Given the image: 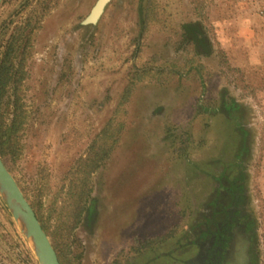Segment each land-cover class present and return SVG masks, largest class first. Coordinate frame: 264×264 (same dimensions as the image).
<instances>
[{"label": "rangeland", "instance_id": "374dc122", "mask_svg": "<svg viewBox=\"0 0 264 264\" xmlns=\"http://www.w3.org/2000/svg\"><path fill=\"white\" fill-rule=\"evenodd\" d=\"M97 2L0 6V61L14 42L27 116L19 159L2 161L30 206L29 190L45 186L57 196L59 216L46 234L56 254L68 244L70 264L190 261L206 236L202 226L215 229L212 212L222 219L216 212L231 201L226 188L241 180L251 255L264 264V0H205L199 12L191 0H111L95 25L83 26ZM194 22L211 56L184 38L183 25ZM225 58L245 72L254 96L224 75ZM222 95L239 103L251 136L239 162L233 121L208 112ZM110 119L121 124V137L91 176V217L70 232L61 208L70 201L71 174ZM37 261L0 195V264Z\"/></svg>", "mask_w": 264, "mask_h": 264}, {"label": "trees", "instance_id": "16d2710c", "mask_svg": "<svg viewBox=\"0 0 264 264\" xmlns=\"http://www.w3.org/2000/svg\"><path fill=\"white\" fill-rule=\"evenodd\" d=\"M204 2L205 0H191L193 10L195 12L202 11ZM141 13L143 15V10H141ZM145 21L146 17L144 18L143 22L141 21V24H143V29L146 25ZM182 29L184 32V38H187L197 51L202 52L206 56L212 55L211 42L206 36V33L202 30L200 22L183 25ZM13 45L14 42L12 43L11 49H9L4 54V58H2L0 61V157L5 161L10 160L11 162L16 163L21 153L19 139L23 132L27 116L23 111V106L21 105L22 91L20 84L22 82V77H19L21 76V72H18L14 67L13 58L15 54V48ZM221 66V68L226 69L227 73L224 75L227 78H229V75H231L237 81L235 83L236 86H239L245 92L249 91V93H251L250 96H254L256 88L246 81L245 76H243L245 75V72L241 68L232 67L227 58H225L224 63ZM259 81L264 82V78H261ZM133 85L134 84H130L127 86L122 102L125 101V103H127L130 93L129 87ZM9 100L12 102L7 104V101ZM10 104L12 106V111L10 115H7L6 113ZM208 112L212 113L213 115L222 113L221 115L233 121L234 133L237 137L234 153L235 162H239L243 158L248 157L250 154L249 144L251 141V136L249 131L242 124L244 115L240 109L239 103L236 102V100H234L232 97L222 95L219 106L215 110H208ZM107 124L108 126H105L106 128L104 127L101 135L98 137V140L92 143L86 158L81 159L77 163V169H75L71 174L72 178L70 179L68 194L70 201L67 205H64V207L61 208V212L66 210L65 217L70 221V232L78 227L84 214H89L88 218L91 217V213L94 210L91 176L104 164V162L109 159V153L111 149L121 137L122 126L120 123H116L115 125V122L113 123L112 119H110ZM111 130L112 135L107 136V133ZM108 143H110V146ZM239 182H241V180L238 182H231L226 190L229 192L231 200L234 201V198H239L241 202L243 200V186ZM49 190L50 189L45 186L39 190H29L31 195L29 196V200L31 202L30 204L42 226V229L46 234H49V222L52 218V215L57 217L59 216V208H57L56 202L57 196L54 194L50 195ZM220 212L227 214V212L224 210ZM236 214H240V212L236 211ZM250 229H252V226L248 222L247 232H250ZM53 239H58V236H56L54 233ZM146 242L144 243L145 245ZM150 242L151 241L147 242V247H151L153 244H155ZM68 248L69 246L67 244V246L57 251L60 264H70V254ZM251 264H258V259L256 256L252 255Z\"/></svg>", "mask_w": 264, "mask_h": 264}, {"label": "flooded vegetation", "instance_id": "af4514ba", "mask_svg": "<svg viewBox=\"0 0 264 264\" xmlns=\"http://www.w3.org/2000/svg\"><path fill=\"white\" fill-rule=\"evenodd\" d=\"M97 3L93 9L96 8ZM93 9L90 11L91 13L88 15L89 17L91 16ZM103 9L101 14L103 13ZM100 15L96 19L95 23H86L87 16L82 25H95L98 22ZM239 183L242 184V182ZM226 195L230 198L229 192L227 190ZM213 203L218 204L220 202H216L214 200ZM241 204L242 201L240 202L239 198H234V201L231 200L230 202L226 199L225 204H223V207H221L222 209H220V211L224 210L227 212V214H223L218 210L216 212L218 215L222 216L221 220H217L214 217V213L212 212L213 219L211 218L209 223L213 224V226L215 225V229L209 232L208 228L206 229L204 226H202L201 232L206 231V236L200 237L202 234L199 235L198 239L195 241L197 246L196 254L192 259H190V261L188 260L182 264H251V241L247 232L249 221L248 218H246V215L240 209ZM236 211H239L240 214H236ZM237 241L239 242L236 243ZM240 242L241 245L244 246L243 251H241Z\"/></svg>", "mask_w": 264, "mask_h": 264}, {"label": "water", "instance_id": "95a60500", "mask_svg": "<svg viewBox=\"0 0 264 264\" xmlns=\"http://www.w3.org/2000/svg\"><path fill=\"white\" fill-rule=\"evenodd\" d=\"M2 1L0 0V6ZM86 23L93 22H87L86 20ZM0 195L12 218L18 223L23 236L31 242L38 264H60L48 236L42 229L33 209L25 199L16 181L5 167L1 157Z\"/></svg>", "mask_w": 264, "mask_h": 264}, {"label": "bare ground", "instance_id": "6f19581e", "mask_svg": "<svg viewBox=\"0 0 264 264\" xmlns=\"http://www.w3.org/2000/svg\"><path fill=\"white\" fill-rule=\"evenodd\" d=\"M108 0H99L97 3V6L95 9H93L92 14L89 18H87V22L91 21L93 23L96 22V19L98 16L101 14L102 9L104 8L105 4L107 3Z\"/></svg>", "mask_w": 264, "mask_h": 264}]
</instances>
